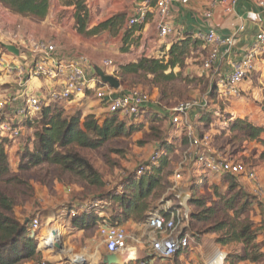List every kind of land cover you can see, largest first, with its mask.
I'll return each mask as SVG.
<instances>
[{"label": "rangeland", "instance_id": "rangeland-1", "mask_svg": "<svg viewBox=\"0 0 264 264\" xmlns=\"http://www.w3.org/2000/svg\"><path fill=\"white\" fill-rule=\"evenodd\" d=\"M52 5L53 15L57 17L59 15V13H56L59 6L57 0ZM60 13L64 18L69 16V12L60 11ZM111 38L113 40H108L106 46L111 49V52L118 51L122 54L121 51L124 47V45H121L122 42L116 44L115 35ZM190 41L184 66L175 69L177 76L174 79L158 80L150 76L145 78L130 76L125 81H121L117 74L111 72V70H104L106 75L113 76L119 81L121 94L132 90L141 92L148 103L144 111L151 113V116L147 118L143 114L133 120L118 115L120 120L136 129V132L129 139L110 142L95 151L77 150L80 156L86 159L99 175L102 183L100 186H91L80 177L70 172H64L50 164H43L30 171L20 172L18 170L19 152L24 145L31 144L33 128L29 129L27 123H24L22 135L18 140L12 142L7 139L8 162L12 175L17 179L16 182L14 181L6 187L5 191L13 201V216L20 221L29 218L30 220L34 218L38 220L40 223L36 238L38 248L45 258H51L54 261L51 264H77L74 260L79 258L86 259L89 264L90 260H96L98 256L102 257L106 253L99 236L97 224V226L91 225L87 229L79 230L78 227L72 228L69 221H65L64 225L66 227L64 230H60L61 241L60 238L54 241L57 244L55 246H58L57 249H55V246L52 249L48 243L46 245L42 244L40 232L45 234L46 231L57 228L58 224H55L54 220L57 217H62L61 215L67 212L73 200L84 201L104 197L108 193H120L124 179L137 172L140 167L146 166L152 154L160 149V145L171 148L172 153L168 154L167 152L168 167L163 172L162 189L156 191L148 200V209L144 220L152 211L180 210L182 214L185 213L187 218V231L190 233L191 246L186 252L169 260H154V264L160 261H165L167 264H210L219 252L227 256V254L239 252L242 249L239 244L232 243L222 246L218 243V239L222 237L223 233L215 231L217 225L228 223L229 218L233 216V212L225 211L228 202L223 198H219L216 191L225 196L227 191H233L231 194L243 191L249 197L256 198L254 202H251L252 208L248 209V217L254 224L257 223L256 225L259 224L261 219H264V212L263 215L260 214V211L264 210V157H262L264 148L259 142L246 140L237 133L226 130L223 123L228 115H232L234 117H244L257 124H264V99H251L243 97L242 94L240 97L235 98L236 100L220 101L217 108L214 106V102L203 109L205 113L212 105L209 110L215 113L219 112L218 115L212 112L208 114L212 118L208 125H213L214 130L210 133L207 132L205 127L207 124L204 123L202 127L197 128L195 134L201 135L207 132L212 149L251 166L255 171V181L236 177V188L232 190H230L232 181L228 175L217 177L202 171L201 168L193 167L192 155L195 151L189 145L184 128L172 127L167 118H160L164 114L168 116V111L179 103L191 100L200 102L208 91L209 84L203 77L199 76L206 60L205 50L202 49L200 40L191 38ZM195 41H197V44L192 45ZM6 44L19 46V43L14 38H0V96L5 95L13 98L15 97L16 84L15 82L9 84L7 78H16L15 71H8L16 67V64L13 56L4 47ZM130 46L128 44V47L125 48L126 52L129 51ZM105 55L107 56V54ZM108 56L114 59L113 53H109ZM212 90L215 92L214 87ZM84 101L81 99L77 104L57 106L63 109L66 114L71 115L79 111L85 116L88 115L89 111L95 110V103L102 104L94 97V94L88 101ZM152 116H154V121L158 123H152ZM100 117L104 119L110 116L103 113ZM30 123H33V120ZM201 129L202 131H200ZM261 137L264 139V134ZM190 152L192 153V159L188 157ZM177 173L181 175L179 180L175 178ZM196 177H199L201 181H197L199 179L196 180ZM258 191L260 194H258ZM231 194L228 199L232 197ZM192 199L197 202H193ZM198 202L201 203L202 208L198 207ZM47 217H49L48 220ZM45 220H47L46 225H44ZM144 220L140 223L141 227H133L132 224H121L120 226L126 231L128 245L137 247L138 250L142 251L143 257L148 258L150 247L148 231L143 226ZM63 221L64 218L62 217ZM222 264L228 263L224 260ZM261 264H264V262L262 261Z\"/></svg>", "mask_w": 264, "mask_h": 264}, {"label": "trees", "instance_id": "trees-1", "mask_svg": "<svg viewBox=\"0 0 264 264\" xmlns=\"http://www.w3.org/2000/svg\"><path fill=\"white\" fill-rule=\"evenodd\" d=\"M0 4L13 14L42 21L48 15L50 0H0ZM66 5L74 6L75 27L80 34L94 35L108 31L112 35H116L123 29L124 16L119 14L97 25L89 33H85L89 11L84 0H69ZM132 32L133 27L124 30L121 43L124 45L122 53L127 51L125 50L128 47L127 39L132 35ZM191 38L193 37L186 35L181 41L173 43L162 58L142 57L135 63L119 66L117 77L121 81H125L130 76L143 78L150 76L158 80L174 79L173 70L184 66ZM196 44L197 41L192 43V45ZM144 110L140 112L139 116L144 114L147 118L150 117L151 113ZM108 116L110 117L101 120L91 114L83 116L79 111L70 115L53 104H47L42 108L37 118L33 119V123L25 122L29 129L33 128V138L31 144L24 145L19 152L18 170L26 172L43 164H50L64 172H70L80 177L91 186H100L102 183L99 175L77 150H99L110 142L127 140L136 132L132 125H127L120 120L118 114ZM152 117L153 122H151L158 123L154 121V116ZM160 118L165 119L166 116ZM224 121L229 122L228 130L230 132H235L246 140L259 142L264 148V139L260 138L264 134V127H257L240 119L229 121L228 117ZM204 122L208 126L209 121L204 119ZM7 143L6 138L0 137V264H26L40 261L41 254L37 250L38 242L35 236L28 232L30 218L26 221L16 219L12 213L13 201L5 193L6 187L17 181L9 166L6 152ZM160 149L163 154L157 165H151L139 176L135 172L125 178L120 193H108L104 197H98L112 202L110 207L112 223L121 225L127 222L140 223L144 220L148 209V200L156 191L162 189L163 172L168 167V154L172 153V149L169 147L165 148L160 145ZM262 157H264V150ZM228 176L232 181L230 185V190H232L236 188V177ZM216 192L219 198L228 202L225 211L233 212L228 223L217 225L215 231L223 233L222 237L218 239V243L222 246L232 243L242 246L239 252L227 254L225 261L228 264L260 262L263 259L261 250L264 243H257L256 240L258 235L264 232V219H261L256 225L248 217V209L252 208L251 202H254L256 198L249 197L243 191L233 194H231L233 191H227L226 196ZM230 194L232 197L228 199ZM198 207L202 208L201 203L198 204ZM263 212L264 210L260 211V214L263 215ZM97 221V216L86 215L73 218L69 220V223L72 228L87 229L91 225H96Z\"/></svg>", "mask_w": 264, "mask_h": 264}, {"label": "built area", "instance_id": "built-area-1", "mask_svg": "<svg viewBox=\"0 0 264 264\" xmlns=\"http://www.w3.org/2000/svg\"><path fill=\"white\" fill-rule=\"evenodd\" d=\"M154 13L157 17L158 37L163 40L169 37L173 30L170 26V7L173 2L181 6H187L190 0H153ZM253 3L264 11V0H253ZM220 5L227 13H230L235 6V0H212L211 6ZM149 2L138 5L132 17L127 21V26L135 27L140 25L147 13ZM212 17L210 9L203 13V18L209 20ZM242 28L237 29L229 38L221 41L227 48L234 46L237 35ZM207 44L220 43L213 30L205 35L197 36ZM18 49V56H13L16 67L8 70L15 71V84L17 90L15 97L0 96V137L12 142L18 140L23 131V123L31 122L37 118L42 108L47 104L55 106H67L73 101L85 98L86 93L91 91L94 97L101 101L108 115L118 114L127 119L136 120L140 112L148 104L146 97L139 91L119 94L114 97L112 90L107 85L100 82L94 71V78L87 79L82 63L75 59H63L55 55V46L45 41H36L30 44L15 46ZM228 52V50H227ZM264 52V32L255 35L253 43L243 53L239 61L232 63L231 73L220 77L215 85V94L221 101H229L241 96L240 84L247 80L255 70L257 58ZM217 52L212 50L203 67L210 69L216 60ZM114 66L111 60H103L100 70L104 72ZM106 73V72H105ZM32 79L44 80L49 83L44 97L32 95L29 82ZM118 90V89H117ZM22 101V103H20ZM206 106L202 101L191 100L179 103L168 112L172 127L184 128L185 136L189 145L194 149L195 162L202 171L215 176L231 175L242 177L249 181H255L254 169L233 157H228L210 147V137L208 134L196 135L194 129L188 123V113L197 107ZM58 107V106H57ZM163 152L161 149L155 151L150 157L149 163L140 167L136 172L141 175L151 165H157ZM191 152L188 157H191ZM177 180L181 179L180 173L175 175ZM186 191V190H182ZM257 192V190H256ZM258 194L260 192L258 191ZM112 205L110 200L100 198L89 199L77 207L68 209L62 217H57L55 224L57 228L51 230H64L65 221L73 218L95 215L98 217V228L101 242L105 248L106 255L123 256L128 252L129 245L125 229L111 222L108 211ZM169 212L152 211L145 220L144 227L148 231V243L151 260H169L177 254L189 250L191 246L190 233L187 231V218L180 210L168 209ZM40 223L36 218L29 223L28 232L37 238ZM49 231V230H48ZM47 232V231H46ZM45 232V233H46ZM43 236V232H40ZM61 233V232H60ZM42 243H43V238ZM224 254V253H223ZM226 258L224 254L223 261ZM116 264H150L146 258L128 257L123 263Z\"/></svg>", "mask_w": 264, "mask_h": 264}, {"label": "crops", "instance_id": "crops-1", "mask_svg": "<svg viewBox=\"0 0 264 264\" xmlns=\"http://www.w3.org/2000/svg\"><path fill=\"white\" fill-rule=\"evenodd\" d=\"M54 1L55 0H50L48 15L42 21H35L13 14L0 4V38L9 37L17 39L19 45L30 44L36 41L52 43L55 46V55L57 57L63 59H75L82 63L87 79L94 78V71L97 68H100V61L105 59L111 60L115 63L113 67L107 70H111V72L117 74L119 66L127 63H135L142 57L156 59L162 58L167 54L173 43L181 41L186 35L199 40L197 36L205 35L210 30H213L220 40V43L207 44L200 40L202 43V49L205 50L204 55H206V60L212 50L217 52V57L212 63L210 69H205L202 66V69L200 70L199 76L203 77L209 86L208 91L201 98L202 103L205 102L206 106L194 108L188 113V123L193 127L194 132H197V128L204 125V119L206 121L212 119L211 116H208L209 112H212L209 110L212 105L205 111V113L203 109L207 107L208 104H213L214 102V106L217 108L218 103L221 101L212 90L213 87L215 89L217 80L220 77L231 73L232 63L240 60L243 53L253 43L254 37L257 33L264 32V11L257 7L253 3V0H235V6L230 13H227L220 5L211 6L212 0H190V3L187 6H181L176 2H173L170 7V26L173 33L163 40L158 37L156 26L157 17L154 13L155 9L153 0H84V4L89 11V19L85 33H89V31L97 25L115 15L120 14L124 16L123 29L115 35L117 41L116 44H120V41L122 42L124 30L129 28L127 26V21L132 17L135 8L143 2H149V7L147 9L148 13L144 21L140 25L133 27L132 35L127 39L128 44L131 45L129 51L121 54L118 51L111 52V49L106 46L108 40L112 39L111 37L113 36L110 32L102 31L94 35H84L77 32L74 19V6L66 5L69 0H57L59 6L58 12L56 13H59V15L54 17L52 12V4H54ZM226 1L229 2L230 0ZM208 9L212 11V17L209 20H205L203 18V13ZM60 11L69 12L68 18L61 16L62 13H60ZM239 28H242V30L237 35L234 46L227 48L221 41L229 38ZM7 45L9 44L4 45V47ZM109 53L114 54L115 60L108 56ZM105 54H107V56ZM173 74L177 76L175 69L173 70ZM7 79L9 84L15 82V78ZM48 86L49 83L44 80L32 79L29 82V87L32 89V95L41 98L44 97L46 90L49 88ZM239 88L243 97L264 99V52L257 58L254 72L247 80L240 84ZM15 90H17L16 87ZM92 94L91 91H88L85 98L82 100H85L84 102L88 101ZM112 94L114 97L118 96L121 94L120 89L112 90ZM80 100L73 101L72 103L77 104ZM95 104V110L89 111L87 114L94 115L95 118L102 120L103 117H100V115L106 113L105 108L102 104ZM212 113L216 115L219 114V112L215 113L214 111ZM228 113L230 114V112ZM165 116L168 123L171 125L169 116L166 114L161 115L163 118ZM236 119L244 120L257 127H264V124L254 123L244 117L228 115L229 121H234ZM223 123L227 130L229 122L226 123V121H224ZM205 127L206 131L209 133L214 130L213 125L211 126V124ZM200 131H202V129ZM207 132L203 134H208ZM260 138L263 139L262 137ZM167 141H169V139H167ZM192 160L194 163L193 167L200 168L195 162L196 159L193 158ZM195 179H199L197 180L199 182L201 181L199 177H196ZM85 201L87 200H73L68 208L77 207ZM108 216L111 218V209L108 211ZM48 218L49 217H47V220ZM47 220L44 221V225L47 224ZM140 223L127 222L125 224H132L133 227H141ZM256 242L264 243V232L258 235ZM128 247L129 249L126 254L129 257L145 258L143 257L142 251L138 250L137 247L133 245H129ZM38 252L41 254V251ZM261 252L263 254V259L260 262H244L241 264H261L262 261L264 262V247H262ZM105 256L106 253L102 257L98 256L96 260H90L89 264H103V258ZM147 257L148 258L146 259L150 264H154V260H151L150 256ZM83 260L85 264H88L86 259L83 258ZM52 262L54 261L51 258H45L41 254L40 261L29 262L26 264H51ZM220 263L221 261L219 260V264ZM156 264L167 263L165 261H160Z\"/></svg>", "mask_w": 264, "mask_h": 264}, {"label": "water", "instance_id": "water-1", "mask_svg": "<svg viewBox=\"0 0 264 264\" xmlns=\"http://www.w3.org/2000/svg\"><path fill=\"white\" fill-rule=\"evenodd\" d=\"M6 51L15 57L18 56V49L15 46L7 45L5 46ZM96 76L99 78L100 82L104 85H107L110 89L117 90L120 87L119 81L114 78L113 76L106 75L102 70L96 69L95 70ZM26 221V220H25ZM38 251L40 249L38 248ZM120 256L117 255H106L103 258V264H116L119 263ZM77 264H85L84 260Z\"/></svg>", "mask_w": 264, "mask_h": 264}, {"label": "bare ground", "instance_id": "bare-ground-1", "mask_svg": "<svg viewBox=\"0 0 264 264\" xmlns=\"http://www.w3.org/2000/svg\"><path fill=\"white\" fill-rule=\"evenodd\" d=\"M70 210V209H69ZM59 237H61V234L60 232H58V230H49L47 231L45 234H43L42 238H43V243L44 245H46L48 243L49 246H51V248L53 249V247L57 244L54 243V241L56 239H58ZM60 241H61V238H60ZM58 246H55V249H57ZM129 256L127 254L123 255L122 257H120L119 259V263H123ZM219 257H220V261H221V264H222V261H223V257H224V254L223 253H217L216 256L213 258V260L211 261L210 264H218L219 262ZM75 263H80L83 261V258H79L77 260H74Z\"/></svg>", "mask_w": 264, "mask_h": 264}]
</instances>
